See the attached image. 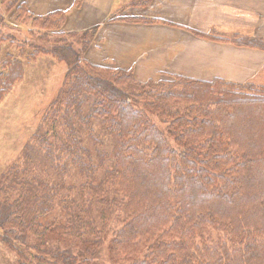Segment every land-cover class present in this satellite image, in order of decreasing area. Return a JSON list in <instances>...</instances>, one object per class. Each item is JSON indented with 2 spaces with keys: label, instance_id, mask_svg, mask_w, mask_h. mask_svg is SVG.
<instances>
[{
  "label": "trees",
  "instance_id": "16d2710c",
  "mask_svg": "<svg viewBox=\"0 0 264 264\" xmlns=\"http://www.w3.org/2000/svg\"><path fill=\"white\" fill-rule=\"evenodd\" d=\"M1 4L0 104L25 65H68L22 158L0 172V242L18 264H264V83L142 81L85 57L97 26L67 31L66 11ZM11 13L29 25L23 41L4 34ZM192 32L264 51V37Z\"/></svg>",
  "mask_w": 264,
  "mask_h": 264
},
{
  "label": "crops",
  "instance_id": "0c3cea01",
  "mask_svg": "<svg viewBox=\"0 0 264 264\" xmlns=\"http://www.w3.org/2000/svg\"><path fill=\"white\" fill-rule=\"evenodd\" d=\"M76 1L24 0L36 15L66 11L67 31L97 26L86 52L93 63L132 68L136 76L148 78L154 72V77L178 74L240 83L256 80L264 69L263 50L215 42L192 32L264 37V0H151L146 5L134 0H81L79 5ZM134 16L174 25L120 20ZM214 23L218 30L212 29Z\"/></svg>",
  "mask_w": 264,
  "mask_h": 264
},
{
  "label": "rangeland",
  "instance_id": "374dc122",
  "mask_svg": "<svg viewBox=\"0 0 264 264\" xmlns=\"http://www.w3.org/2000/svg\"><path fill=\"white\" fill-rule=\"evenodd\" d=\"M123 5H127V2H124ZM13 18L12 13L8 15V26L4 29V34L23 41L29 25L28 28H19ZM213 27L214 31L219 29L215 23ZM6 45L7 49H16L15 46L13 48L9 44ZM16 52L19 54V50ZM67 72L68 65L65 62H57L51 57H42L35 63L25 65L23 80L0 104V172L22 158L23 148L31 135L39 129L42 116L55 99ZM137 78L148 81L150 79L158 80L160 77H154L153 72L149 78L142 76H137ZM252 82L264 83V69ZM0 264H18L15 255L1 242Z\"/></svg>",
  "mask_w": 264,
  "mask_h": 264
}]
</instances>
